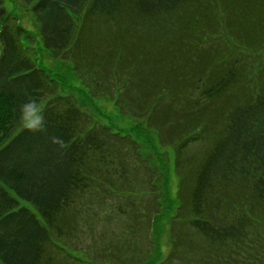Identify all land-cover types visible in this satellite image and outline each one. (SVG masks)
<instances>
[{"label": "trees", "instance_id": "trees-1", "mask_svg": "<svg viewBox=\"0 0 264 264\" xmlns=\"http://www.w3.org/2000/svg\"><path fill=\"white\" fill-rule=\"evenodd\" d=\"M22 1L37 18L46 50L55 58L72 62L78 73L81 58L76 53L84 26L93 17L106 22L126 16L167 22L190 13L195 24L205 22L209 27L214 22L218 25L215 31L221 28L219 34H211L212 38L196 33L186 37L188 44L214 38L226 43L220 44L225 48L224 55L207 63L211 68H220L218 76L212 81L199 75L191 80L184 78L197 91L196 103L204 102L197 106H220L225 96L238 98L222 113L223 128L209 136L213 147L196 172L190 213L184 220L208 244L225 246L224 255H220L225 264H264V0ZM2 19L0 262L95 264V255L102 253L98 254L96 243L85 247L79 242L86 231L80 224L85 222L82 213L88 204L86 197L96 199L102 175L108 176L115 165L120 166L124 160L118 154L122 150L120 144L128 142L129 135L96 124L73 95H59V80L29 56L18 18L3 7ZM183 28L178 27L180 31ZM117 37L116 44L121 49L125 39ZM110 54L113 58L108 71H122L121 60L131 58L124 51ZM188 59L193 60V56ZM87 62L90 68L91 63ZM184 72L189 74L188 70ZM128 76H120L118 82L124 79L126 83L116 84L120 87L108 93L113 94L120 108L121 95L127 102L122 85L129 84ZM97 87L102 88L101 84ZM162 91H157L155 101L150 98L148 106L135 113L150 128L160 129L152 120L162 102ZM184 114L182 109L181 116L164 125L178 126L180 133L190 131L189 135L162 141L179 145L180 151L189 142L208 135L207 128H197ZM136 150H140L138 145ZM21 200L31 204L36 212L21 205ZM180 218L183 217L177 216L174 222L178 224ZM103 252L104 258L108 253L112 255L108 249Z\"/></svg>", "mask_w": 264, "mask_h": 264}, {"label": "rangeland", "instance_id": "rangeland-1", "mask_svg": "<svg viewBox=\"0 0 264 264\" xmlns=\"http://www.w3.org/2000/svg\"><path fill=\"white\" fill-rule=\"evenodd\" d=\"M3 7L8 14L18 18L24 29L22 41L29 56L59 80V95H73L78 106L91 115L96 124L129 135L127 144H120L122 150L118 154L124 159L120 166L115 165L110 175H102L96 199L86 197L88 204L82 213L85 222H80L86 231L79 242L85 247L96 243L98 254L102 253L95 255V264H141L145 259L148 260L142 264H200V260L201 264H225L221 257L226 251L225 246L208 244L203 235L184 220L190 213L196 172L213 147L209 136L214 130L223 128L222 113L238 98V95L225 96L227 99H223L224 102L221 99L220 106L198 107L204 102L196 103L197 91L184 78L191 80L199 75L212 81L221 71L207 63L224 55L225 48L220 44L226 43L214 38L209 42L200 41L201 44H188L186 37L196 33L212 38L211 34H219L221 28L215 31L218 25L214 22L209 27L204 25L205 22L195 24L193 17L188 16L190 13L167 22L129 16L106 22L98 16L93 17L84 26L76 53L78 59L81 58L78 73L72 62L55 58L46 50L30 6L22 0H0V10ZM181 26L184 28L180 31L178 27ZM117 36L125 39L122 50L116 44ZM119 51L129 53L131 58L121 60L124 63L122 71L115 68L108 71L113 58L110 53L118 54ZM191 56L193 60L188 59ZM87 61L91 63L90 68ZM126 75H129V84L122 85V91L127 93L124 95L127 102L121 95L123 108H120L113 94L108 93L119 88V83L125 82L124 79L118 82L120 76ZM98 84L102 88H98ZM159 90L163 92L160 97L163 99L152 120L160 128L157 129L148 127L147 121L137 118L135 113L146 108L150 98L155 101ZM182 109L183 116L197 128H207L208 135L189 142L180 151L179 145L163 142L189 135L190 131L180 133L178 126L164 125L175 116H181ZM137 145L140 150H136ZM12 195L15 197L14 193ZM20 202L35 211L28 202ZM177 216L183 217L178 224L174 222ZM106 249L112 255L108 253L109 256L104 258ZM121 260L126 262L121 263Z\"/></svg>", "mask_w": 264, "mask_h": 264}]
</instances>
